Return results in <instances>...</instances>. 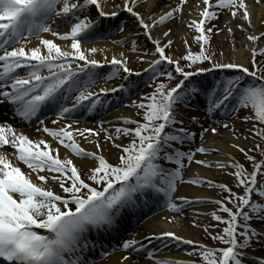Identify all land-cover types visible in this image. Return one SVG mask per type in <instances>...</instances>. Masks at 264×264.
Wrapping results in <instances>:
<instances>
[{
  "label": "snow or ice",
  "instance_id": "snow-or-ice-1",
  "mask_svg": "<svg viewBox=\"0 0 264 264\" xmlns=\"http://www.w3.org/2000/svg\"><path fill=\"white\" fill-rule=\"evenodd\" d=\"M144 2L0 0V104L12 105L13 115L20 121L31 123L35 118L42 126L37 131L51 138V141L43 137L32 139L7 121L0 122V149L9 146L15 158L11 160L0 151V264H93L89 256L96 248L93 231L115 230L113 226L121 214L138 202L152 201L159 205L163 201L169 209L181 213L182 205L175 201L190 203L189 197L175 195L181 183L206 184L226 193L210 201L218 206L211 212L212 218L225 226L221 233L208 235L227 246L199 244L193 249L198 259L158 258L153 250L131 237L121 240L119 248L124 254L118 264H126L133 254L141 251H146L152 264H264V32L249 31L253 28V12L247 0H197L199 19L186 21L185 26L195 30L192 39L198 50L193 51L184 39L185 51L177 57L166 51L173 45L170 38L173 29L169 27L156 37L153 32L178 19L187 0H178L167 10L159 6L160 0H147L151 9L147 15L137 10ZM254 2L264 6V0ZM91 8L96 11V19L91 18ZM222 11L243 21L236 27L246 32L250 42V46H245L249 53L246 62L218 60L209 51L215 26L207 27L206 23L218 18ZM121 12L134 18L140 34L153 45L151 52L145 48V54L136 57L146 61L147 67L142 72L155 81L153 91L131 101L142 119L122 116L119 118L122 123L112 125L111 132L104 127V121L99 122L98 129L73 128L77 121H63L78 109L95 112L106 106L108 93L132 90L125 83L88 90L98 79L128 80L134 74L124 51L109 57L107 49L87 46L98 33L100 18L119 17ZM60 27L68 30L58 31ZM117 27L123 32L122 24ZM45 33L52 38H47ZM33 36L37 38L34 45ZM132 36L113 43L129 44V51L136 52L142 45L137 43L139 34ZM223 55L221 52L220 56ZM146 57L150 58L146 60ZM165 63L168 68L161 70ZM214 69H235L240 74H228L211 82L203 77L196 79ZM160 76L178 82L170 85L157 80ZM194 97L203 98L208 115L230 106L236 119L249 123L245 130L248 135L243 138L247 140L251 136L254 143L248 147L233 140L231 147L250 162V171L231 153H220L219 148L204 142L206 134L216 136L221 127L228 130L230 137L240 139L243 134L235 124L230 127L229 123L221 125L216 121V127H205L197 116H192L193 128L185 126L180 110ZM43 108L55 111L57 118L51 122L54 126H47L40 119ZM242 110L244 115H238ZM101 132L105 141L116 149L114 162L104 154L105 148L99 140ZM76 135L94 144L96 150L82 147ZM61 145L90 163L81 168L67 155L61 159ZM212 152L226 155L227 159H196L197 154L207 157ZM193 162L224 170L232 178L233 186L201 176L189 175L186 179L185 172ZM21 163L28 171L21 169ZM49 181L59 191L49 186ZM195 199L202 202L203 198ZM167 219L172 221L176 217ZM192 224L197 226L196 221ZM145 239L149 243L153 239L197 243L170 230L151 232ZM254 244L261 249L259 255L252 254ZM107 254V251L102 253Z\"/></svg>",
  "mask_w": 264,
  "mask_h": 264
},
{
  "label": "bare ground",
  "instance_id": "bare-ground-1",
  "mask_svg": "<svg viewBox=\"0 0 264 264\" xmlns=\"http://www.w3.org/2000/svg\"><path fill=\"white\" fill-rule=\"evenodd\" d=\"M164 1V0H163ZM162 0H160V4L159 6L161 8H163L164 10H167L168 5H163ZM110 3V2H109ZM247 3H249L253 15H252V24H253V28H250L249 31H253L255 30L256 32H259V22L262 19V17L264 16V6H261L260 4H256L254 2V0H247ZM147 7L149 9V11L151 10L148 6L147 3ZM200 8L203 7L202 4L199 5ZM183 20L184 23L190 22L192 19H199V14H198V5H197V1H192L189 0L185 5H184V10H183ZM134 21V20H133ZM60 20L57 19L56 24H59ZM135 24V22H133ZM173 22H169L168 26H164L163 30H166L167 27H169ZM136 25V24H135ZM68 28L64 29L63 31H67ZM127 30V29H126ZM124 30L121 34H118L116 37H114L113 41H117V40H121L125 37L131 39L133 36V32L131 31H126ZM62 32V31H61ZM160 32L157 33V36H160ZM47 38H52L50 36L49 33H45L44 34ZM112 40L110 41H104V42H98V43H94V44H87V46H97L99 48H104L107 49V54L109 55V57L119 51H124L125 54L128 56V52L129 51V44H126L125 47L122 46L121 44H114ZM60 42V41H58ZM140 42L144 45H146L148 47V49L150 48V50L152 49L151 47V42L147 41L146 38L144 36H142ZM37 43V38H32L31 39V44H36ZM63 43V42H61ZM242 43L244 44V46L249 45L250 46V42L245 38L243 39ZM233 46V43L231 44V47L229 48V52L233 54L234 60L235 61H247L248 58V50L246 47H242V48H238L236 50H231ZM98 58H100L98 56ZM147 66V65H145ZM144 66V67H145ZM120 82L116 81L115 83H111L107 86L104 87H114L117 84H119ZM102 88V87H100ZM95 91V90H93ZM133 101V99L130 100V102ZM106 110V109H105ZM135 113V109L133 106L127 108V107H123L120 108L112 113H110L107 117L103 118L100 121H104V127L109 128V131L111 132L113 130L112 125H117V124H121L122 121L119 119L122 116H126V117H132ZM72 119H75L73 117H71ZM82 117L81 115H79L76 120H80ZM56 118H49L47 120L44 121L45 125L47 126H54L52 125V120H55ZM75 125H78L80 123H74ZM97 125L100 126V123L97 122ZM42 126L40 124L38 125H32L30 127H21L19 130L25 132L26 134L29 135L30 138L32 139H39L41 137H43L45 140H49L51 141V138L45 134L41 132H38L37 129L41 128ZM76 138V137H75ZM224 138L220 136H211L209 137V140L207 141V145L211 146V147H215V148H219L221 151L225 150L227 153L229 152H234V149L229 146V142H233V140H235L234 138L230 137L229 133L224 134ZM76 140L80 143V145L82 147H84L85 149L89 150V151H95V146L94 144H88V143H83L81 142L80 139L76 138ZM236 143H240L241 145L245 144L242 140H235ZM105 150L107 148V144L108 142L105 144L104 142L101 143ZM53 147L56 146V144L53 142L52 144ZM5 155H7L9 157V159L11 160H15V158L13 156H10L9 152H4ZM104 154L107 156V153L104 152ZM65 155L71 157L73 159V162L75 164H77L78 166H80L81 168H83V165L85 163H90V160H85L82 157H76L74 156V154L71 153L70 150L65 149L62 145L59 146V156L61 159H63L65 157ZM202 158H207L210 161H214V160H226L227 157L226 156H221L218 154H211V155H207V157H203ZM234 157V155H233ZM21 167L22 170L24 171H28L26 166L23 165L22 163L19 165ZM201 176L204 177L206 180H221V178H225L227 177V173L220 169V170H211V169H206L203 168L200 165L197 164H193L191 166V168H189L188 170V176ZM33 180H35V174H33L32 176ZM49 186H51L54 190L58 191V187L53 184L51 181H49ZM205 185H193V184H188V183H184L181 185V187L179 188V190L176 192L175 195H183V196H187L190 199V203L186 206H183L182 208V213L188 216L193 215V218L196 222L202 221V223H204L206 225V223L213 219L211 216V212L213 210H215V204L211 203L209 201H203V202H196L197 197L200 198H205L208 197L209 199H217V197H215V189H206L203 188ZM214 197V198H213ZM194 199V200H191ZM176 203H179L181 205H183L184 203L182 201H175ZM151 205L153 207H158V205L152 201H150ZM144 203H138L139 208L141 209L142 207H144ZM134 216V217H133ZM174 216V215H172ZM132 221H136L135 218H137L136 214L132 215ZM169 217L167 212H161L153 217H151L150 219H148L147 221L143 222L140 226L141 228L136 230L135 232H126L128 229L127 227H130V224L127 226L122 227L121 229H119L118 233L119 235L123 236L124 234H129V238L131 237H135L137 240H139L142 244L145 245V247H152L153 250H157L161 247H169V250L166 251L165 253H161L160 251L155 252V254L157 255L158 258H172V259H183V260H188V259H192L194 258L192 255V252L190 249H183L187 244H184L182 242H176L174 240L171 239H163V240H155L153 239L151 241V243L148 242L147 239H145V237H149L151 232H159V231H173L176 230L175 232L179 235L184 236L186 239H191L195 242H197V244L202 243L199 237L200 231L198 229V227L193 226L192 222H190L188 227H182L180 226V228H178L175 224L172 225L171 223H169V220L167 219ZM138 219V218H137ZM119 223V222H118ZM176 228V229H175ZM125 229V230H124ZM190 235H195V236H190ZM96 236L99 238V234L97 233ZM105 236L111 237L109 235H107V232ZM113 242H116L118 244V247L121 243V241H116V239H113ZM123 252H117L115 254L109 255L107 258H105L103 261H100L96 264H118L119 262V258L121 255H123ZM131 261H137L138 264H152V260L148 259L147 261L142 258H140L139 256L133 255L131 257V260L129 262H126V264H131Z\"/></svg>",
  "mask_w": 264,
  "mask_h": 264
},
{
  "label": "rangeland",
  "instance_id": "rangeland-1",
  "mask_svg": "<svg viewBox=\"0 0 264 264\" xmlns=\"http://www.w3.org/2000/svg\"><path fill=\"white\" fill-rule=\"evenodd\" d=\"M188 1L189 0H187V2ZM192 1L196 2L197 0H192ZM109 2L111 3L112 0H109ZM120 2H121V0H115V3H120ZM176 2H178V0H164L162 4L163 5H168V4L174 5ZM137 10L141 11L142 14L147 15L149 13V9L147 7V0H145L144 3L139 4L137 6ZM92 14H93V16L97 15L95 9L93 10ZM262 21H264V16L262 17V19L259 22V32H264V23H262ZM169 22H173L169 26L173 29L172 33L170 34V38L173 39V45L171 46L170 49H166V51H170L174 56H177V57L182 55L185 51V46L182 42L184 39L188 40V43L191 46L193 51H197L198 45L192 39L193 35L195 34V30L194 29H188L185 26L182 15L178 19H174V20L169 21ZM169 22H166L165 25H163L162 27L156 28L153 32V36L156 37L158 32L161 33L163 31V27L168 26ZM239 23H243V21H241L239 18H232L227 11H222L221 13H219L218 18L213 19L210 22L206 23L207 27H212L213 25L215 26V27H213V31L211 33V39H210L208 47H209V51L214 53L215 57L218 60H223L225 62L234 60L233 54L228 51L229 48L231 47L232 43H233L235 50L238 48L245 47L244 44L242 43V41H243V39L246 38V32L241 30L240 28L236 27V25ZM169 27H167V28H169ZM229 28L232 29L231 32H229V30H228ZM126 29H125L126 31H131L133 33L139 34V39L137 40V43L142 45V48H138L136 52H129L128 57H129L130 67L133 69H140L146 64V61L145 62L139 61L136 59V57L139 55L145 54L143 49L146 48L149 52H151L152 49L150 50V49H148V47H146L145 45L140 43V40H141L143 35L140 34L141 29H139V28L137 29L135 24L129 22ZM216 29H220V31L217 32ZM122 45H124V44H122ZM233 46H232L231 50H233ZM221 52L224 53L223 56H220ZM149 58L150 57H146V60ZM205 66H207V65H205ZM176 76L178 78V74H176ZM158 80L165 81L166 83H169L170 85H174L176 82H178V79H174V80L169 82L166 80L165 77H161ZM154 86H155V82L152 83L150 86H148L146 89L142 90L139 94H137L135 96L134 100H139L144 94L150 93L151 91H153ZM131 106H132L131 103H129V105L127 107H131ZM137 112H138V110L135 108V113H134V116L132 117V119H142V116L137 115ZM190 115L191 116H197L199 119L200 117L203 116V113L200 111H192V112H190ZM238 115H241V116L244 115V111L242 110L241 112L238 113ZM201 121L202 120H199V122H201ZM223 123H229L230 127L232 124L236 125V128L239 129L240 133L243 134L241 136V138L238 139V140H242L245 143L241 146L251 147V145L254 143L251 136H249V138L247 140H245L243 138V136L248 135V133L245 131L249 127L248 122H245L243 120H238V119H236V116L231 115V117H229L227 121L220 122L221 125ZM129 126H131V125H129ZM216 126H214V127H216ZM225 132L229 133L228 130L223 129L221 127L220 133L216 136H220L223 139H225L224 138ZM102 134H104V133H102ZM210 135H211L210 133L206 134L205 141H204L205 144L209 140ZM235 140H237V139H235ZM258 140H259V138H257V141ZM103 142L105 144L107 143V141H105V139H101L100 143H103ZM231 144H232V142H229V146H231ZM105 152L107 153V156L110 160L113 158H114L113 160H115L116 149L112 148L110 146V144H107V148H106ZM220 153L226 154L227 152L225 150H223V151L220 150ZM220 153L212 152L210 154L221 155ZM229 153H231V155H234L236 157L237 161L244 163L248 169H251L250 162L245 160L244 155L242 153L238 152L236 149H234V152H229ZM210 154H208V155H210ZM255 154L257 155V159H259L260 158L259 154L258 153H255ZM221 156H226V155H221ZM198 159H201V155L199 156ZM203 168L211 169V170H220L219 168H216V167L204 166ZM216 183H228L230 187L233 186L232 178L230 176H227L225 178L223 177V178H221V180H218ZM203 188L212 189L213 187H209L206 185ZM213 189H215L214 190L215 191V197H217V199H220L223 195H226V193L222 192L218 188H213ZM235 190L240 191V189H235ZM229 205L232 207L231 204H229ZM217 207L218 206L215 205V209ZM218 214L223 215L224 213H218ZM168 215H169V217H176V219L169 221V223H171L172 225L175 224L178 228H180V226L188 227L190 222L195 221L193 218V215L187 216L183 213H176L174 211L169 212ZM172 215H174V216H172ZM196 225H197L196 227H198V229L200 231L199 237H200L201 241L203 240L204 242H206L208 245H211V246H215V245L216 246H218V245L226 246V244L222 243L219 240H213L212 237L210 235H208V233H212L213 235H215L217 233H221L222 229L225 225L215 221L214 219L209 220L206 223V225L204 223H202V221L196 222ZM205 228H207V232L205 231ZM173 231H176V230H173ZM190 236L192 237L195 235H190ZM260 252H261V249L254 244L253 249H252V254L253 255H259ZM194 258L198 259L199 257L194 255Z\"/></svg>",
  "mask_w": 264,
  "mask_h": 264
}]
</instances>
